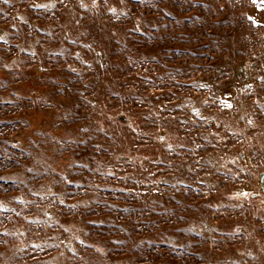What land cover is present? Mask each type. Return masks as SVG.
<instances>
[{"label": "rangeland", "instance_id": "374dc122", "mask_svg": "<svg viewBox=\"0 0 264 264\" xmlns=\"http://www.w3.org/2000/svg\"><path fill=\"white\" fill-rule=\"evenodd\" d=\"M0 264H264V0H0Z\"/></svg>", "mask_w": 264, "mask_h": 264}, {"label": "snow or ice", "instance_id": "6c2138e0", "mask_svg": "<svg viewBox=\"0 0 264 264\" xmlns=\"http://www.w3.org/2000/svg\"><path fill=\"white\" fill-rule=\"evenodd\" d=\"M5 3H7V0H4Z\"/></svg>", "mask_w": 264, "mask_h": 264}]
</instances>
